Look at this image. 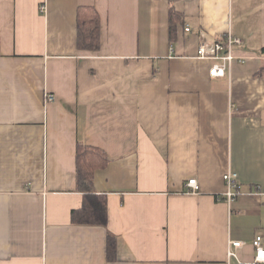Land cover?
<instances>
[{
  "label": "crops",
  "instance_id": "crops-1",
  "mask_svg": "<svg viewBox=\"0 0 264 264\" xmlns=\"http://www.w3.org/2000/svg\"><path fill=\"white\" fill-rule=\"evenodd\" d=\"M80 6L97 12L96 50L77 46ZM200 31L239 37L246 60L210 77ZM262 66L264 0H0V264H225L229 239L250 253L264 235ZM78 143L108 158L93 178L104 226L70 220ZM227 170L242 185L229 206Z\"/></svg>",
  "mask_w": 264,
  "mask_h": 264
},
{
  "label": "trees",
  "instance_id": "trees-1",
  "mask_svg": "<svg viewBox=\"0 0 264 264\" xmlns=\"http://www.w3.org/2000/svg\"><path fill=\"white\" fill-rule=\"evenodd\" d=\"M182 21V15L170 8L169 10V36L174 39L176 24ZM77 39L80 49L96 50L99 47V18L91 6H80L76 15ZM264 75V66L259 69ZM108 158L98 147L78 143L75 148V182L76 188L82 193L80 208L73 209L70 214L72 224L104 226L107 222L106 197L96 193L93 189L94 173L103 169ZM116 243L112 236H107V258L115 259Z\"/></svg>",
  "mask_w": 264,
  "mask_h": 264
},
{
  "label": "built area",
  "instance_id": "built-area-1",
  "mask_svg": "<svg viewBox=\"0 0 264 264\" xmlns=\"http://www.w3.org/2000/svg\"><path fill=\"white\" fill-rule=\"evenodd\" d=\"M43 9V5L40 7ZM190 27L186 25L184 27L185 32H190ZM199 42L196 49L195 56L199 59H206L212 62L209 68V76L223 77L226 75L227 70L230 69L233 62L243 63L246 57L236 56L233 48L242 43L239 37H236L230 33L222 35L221 37L209 41L203 32L198 33ZM54 100V95L44 93V103H48ZM222 179L225 184V192L222 195L223 201L229 206L237 199L242 193V185L238 180L236 172L227 170L223 173ZM186 193H197L199 191V185L196 178L188 179L185 184ZM253 189V193L259 194L264 202V189L256 186ZM252 251L250 253L242 252L245 242L240 240L229 239L226 252L225 264H264V235L256 233L251 239Z\"/></svg>",
  "mask_w": 264,
  "mask_h": 264
}]
</instances>
